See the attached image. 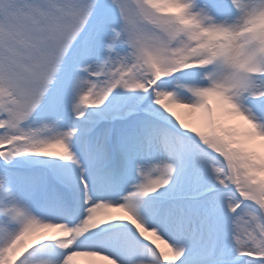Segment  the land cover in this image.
Segmentation results:
<instances>
[{
    "label": "snow or ice",
    "instance_id": "1",
    "mask_svg": "<svg viewBox=\"0 0 264 264\" xmlns=\"http://www.w3.org/2000/svg\"><path fill=\"white\" fill-rule=\"evenodd\" d=\"M0 264H264V0H0Z\"/></svg>",
    "mask_w": 264,
    "mask_h": 264
},
{
    "label": "bare ground",
    "instance_id": "2",
    "mask_svg": "<svg viewBox=\"0 0 264 264\" xmlns=\"http://www.w3.org/2000/svg\"><path fill=\"white\" fill-rule=\"evenodd\" d=\"M161 247H163V245H161Z\"/></svg>",
    "mask_w": 264,
    "mask_h": 264
}]
</instances>
